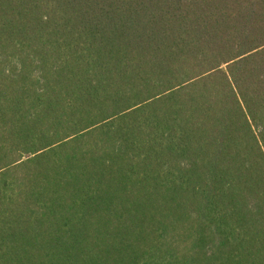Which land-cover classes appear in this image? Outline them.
Segmentation results:
<instances>
[{"label": "trees", "instance_id": "16d2710c", "mask_svg": "<svg viewBox=\"0 0 264 264\" xmlns=\"http://www.w3.org/2000/svg\"><path fill=\"white\" fill-rule=\"evenodd\" d=\"M0 264H264V0H0Z\"/></svg>", "mask_w": 264, "mask_h": 264}]
</instances>
